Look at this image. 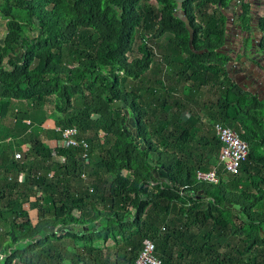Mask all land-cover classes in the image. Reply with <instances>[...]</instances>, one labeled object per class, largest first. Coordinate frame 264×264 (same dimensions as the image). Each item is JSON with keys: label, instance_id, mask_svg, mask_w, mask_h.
Wrapping results in <instances>:
<instances>
[{"label": "trees", "instance_id": "1", "mask_svg": "<svg viewBox=\"0 0 264 264\" xmlns=\"http://www.w3.org/2000/svg\"><path fill=\"white\" fill-rule=\"evenodd\" d=\"M230 2L0 0V264H135L147 243L162 264H264V103L229 78ZM217 123L248 154L212 184Z\"/></svg>", "mask_w": 264, "mask_h": 264}, {"label": "flooded vegetation", "instance_id": "2", "mask_svg": "<svg viewBox=\"0 0 264 264\" xmlns=\"http://www.w3.org/2000/svg\"><path fill=\"white\" fill-rule=\"evenodd\" d=\"M241 2L249 4L248 30L234 18L240 12ZM226 11V36L221 48L229 59L228 63H233L234 60L239 63L232 68L230 79L240 89L264 103V36L260 32V20L264 18V0H232ZM243 57L252 70L248 75H241L245 71L241 63Z\"/></svg>", "mask_w": 264, "mask_h": 264}, {"label": "built area", "instance_id": "3", "mask_svg": "<svg viewBox=\"0 0 264 264\" xmlns=\"http://www.w3.org/2000/svg\"><path fill=\"white\" fill-rule=\"evenodd\" d=\"M53 130L61 136L60 147L65 150L82 148L86 153L84 157L88 156L89 145L85 140H79V131L76 128L60 130L55 127ZM214 130L222 145L218 156V164L208 172L197 171L196 177L202 182L218 184L220 182L218 167L221 166L223 171L228 174H237L240 164L247 158L248 146L234 130L228 127L217 123ZM15 158L20 160L21 155L17 154ZM135 264H162L156 256L155 245L147 243L140 252Z\"/></svg>", "mask_w": 264, "mask_h": 264}, {"label": "crops", "instance_id": "4", "mask_svg": "<svg viewBox=\"0 0 264 264\" xmlns=\"http://www.w3.org/2000/svg\"><path fill=\"white\" fill-rule=\"evenodd\" d=\"M244 58L245 57H243V59H241V63L243 65L242 67L245 69V71L242 72L241 75H243V74L248 75L249 73L252 72V70L248 66V62L244 61ZM238 64L239 63L237 61H235V60L233 61V63L231 61H229V63H227L226 67H227V72H228L229 78H231L230 77V72H231L232 68L236 67ZM46 126H47L46 128L49 129V130H53L55 128L53 126V124H51V123H48ZM44 144L46 145V147H48V148H50L52 150H54L57 147V142L56 141L45 140ZM26 148H27V146H26Z\"/></svg>", "mask_w": 264, "mask_h": 264}, {"label": "water", "instance_id": "5", "mask_svg": "<svg viewBox=\"0 0 264 264\" xmlns=\"http://www.w3.org/2000/svg\"><path fill=\"white\" fill-rule=\"evenodd\" d=\"M183 1L184 0H176L178 10H180V5L183 3ZM178 17L186 24L187 29L190 31V41H191L193 32H192L191 27L189 26L187 18L183 15L182 12L179 13ZM115 105L116 106H121V103H116Z\"/></svg>", "mask_w": 264, "mask_h": 264}, {"label": "rangeland", "instance_id": "6", "mask_svg": "<svg viewBox=\"0 0 264 264\" xmlns=\"http://www.w3.org/2000/svg\"><path fill=\"white\" fill-rule=\"evenodd\" d=\"M6 32V27H5V20L0 18V37H3L4 33ZM209 97V96H207ZM31 218L33 222L36 224L37 217L36 214L31 212Z\"/></svg>", "mask_w": 264, "mask_h": 264}]
</instances>
